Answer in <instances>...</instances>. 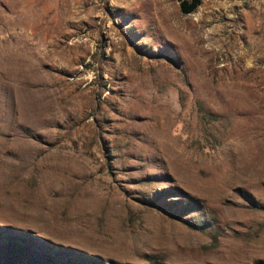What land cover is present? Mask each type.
<instances>
[{
  "label": "rangeland",
  "instance_id": "374dc122",
  "mask_svg": "<svg viewBox=\"0 0 264 264\" xmlns=\"http://www.w3.org/2000/svg\"><path fill=\"white\" fill-rule=\"evenodd\" d=\"M0 228L264 264V0H0Z\"/></svg>",
  "mask_w": 264,
  "mask_h": 264
},
{
  "label": "trees",
  "instance_id": "16d2710c",
  "mask_svg": "<svg viewBox=\"0 0 264 264\" xmlns=\"http://www.w3.org/2000/svg\"><path fill=\"white\" fill-rule=\"evenodd\" d=\"M184 14L194 13L203 0H179ZM0 248L8 254V264L26 261L27 264H92L78 252L69 253L61 249H53L49 243L29 233L13 229L0 228ZM101 264V263H99Z\"/></svg>",
  "mask_w": 264,
  "mask_h": 264
},
{
  "label": "bare ground",
  "instance_id": "6f19581e",
  "mask_svg": "<svg viewBox=\"0 0 264 264\" xmlns=\"http://www.w3.org/2000/svg\"><path fill=\"white\" fill-rule=\"evenodd\" d=\"M206 29V28H205ZM210 31H212V30H210ZM202 33H205L204 31L202 32ZM209 35V34H208ZM250 36V35H249ZM240 37V36H239ZM204 38V37H203ZM219 38V37H218ZM251 43V42H250ZM209 45H211V44H209ZM247 53V52H246Z\"/></svg>",
  "mask_w": 264,
  "mask_h": 264
}]
</instances>
